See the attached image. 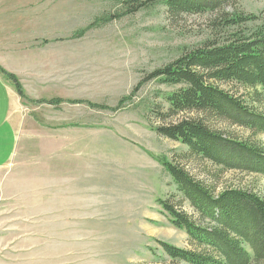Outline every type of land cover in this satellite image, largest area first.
Returning <instances> with one entry per match:
<instances>
[{
	"label": "rangeland",
	"instance_id": "374dc122",
	"mask_svg": "<svg viewBox=\"0 0 264 264\" xmlns=\"http://www.w3.org/2000/svg\"><path fill=\"white\" fill-rule=\"evenodd\" d=\"M148 1L121 16L127 0H0V67L26 84L14 155L0 169V264H185L161 244L196 247L158 201L169 199L202 220L176 194L165 163L215 194L236 188L264 198L263 175L209 176L217 168L184 159L185 146L154 131L165 123L155 112L166 109L174 88L146 81L136 89L187 49L222 40L224 14L254 17L248 29L264 24V0L175 16ZM26 57L36 61L35 74ZM218 86L264 113L261 89ZM211 126L264 147V134L226 122Z\"/></svg>",
	"mask_w": 264,
	"mask_h": 264
},
{
	"label": "trees",
	"instance_id": "16d2710c",
	"mask_svg": "<svg viewBox=\"0 0 264 264\" xmlns=\"http://www.w3.org/2000/svg\"><path fill=\"white\" fill-rule=\"evenodd\" d=\"M232 0H149L164 6L169 14H202L225 8ZM127 0L128 16L149 5ZM176 14V15H178ZM222 40H209L187 49L174 62L150 73L146 81L174 88L165 95L166 109L156 110L165 121L155 127L160 136L186 147V160H199L217 168L210 175L226 171L264 176V147L249 140H237L211 126L226 122L264 134V113L218 84L236 83L264 92V24L248 29L257 21L241 14H224ZM107 18L104 20H111ZM11 80L18 96L25 91L15 76L0 67ZM53 103H57L54 101ZM165 109V110H164ZM193 114L194 117H181ZM164 167L176 185V194L199 215L201 223L180 212L171 200H159L174 227L184 230L196 250H183L162 243L164 253L185 264H264V198L242 189H224L215 194L204 182L195 180L184 168L169 162ZM174 198L176 196H173Z\"/></svg>",
	"mask_w": 264,
	"mask_h": 264
},
{
	"label": "crops",
	"instance_id": "0c3cea01",
	"mask_svg": "<svg viewBox=\"0 0 264 264\" xmlns=\"http://www.w3.org/2000/svg\"><path fill=\"white\" fill-rule=\"evenodd\" d=\"M34 51H36V49H34L33 52ZM70 54H72V52H70ZM26 58V63L28 64L26 66L27 70L35 74L36 61L28 57ZM39 61L40 64L43 66L45 65L43 64V62H45L44 58L41 57ZM70 64L73 66V58H70ZM57 65H60V63L57 62ZM61 82L63 81L61 80ZM68 82L73 81L70 80ZM21 83L26 88V84L24 82ZM23 107V100L18 96L14 84L8 82L0 74V169L6 167L13 158L17 141V132L21 124L20 112Z\"/></svg>",
	"mask_w": 264,
	"mask_h": 264
}]
</instances>
